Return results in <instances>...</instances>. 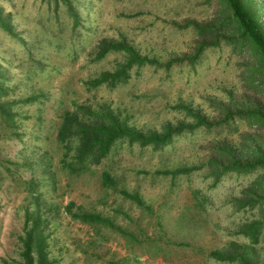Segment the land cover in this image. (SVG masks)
Masks as SVG:
<instances>
[{"label": "rangeland", "instance_id": "374dc122", "mask_svg": "<svg viewBox=\"0 0 264 264\" xmlns=\"http://www.w3.org/2000/svg\"><path fill=\"white\" fill-rule=\"evenodd\" d=\"M68 3L72 12L62 0H0L12 34L0 29V264H21L26 215L43 221L51 264H227L210 255L236 248L264 264V231L255 245L238 234L260 219L239 201L262 171L217 180L209 167L217 145L249 140L248 109L264 113L256 51L217 32L230 15L225 3ZM244 3L264 15V0ZM66 117L116 122L145 139L172 135L158 147L120 139L98 161L77 164V142L58 141ZM104 173L115 187L102 185Z\"/></svg>", "mask_w": 264, "mask_h": 264}, {"label": "trees", "instance_id": "16d2710c", "mask_svg": "<svg viewBox=\"0 0 264 264\" xmlns=\"http://www.w3.org/2000/svg\"><path fill=\"white\" fill-rule=\"evenodd\" d=\"M62 1L68 11L72 12L68 0ZM222 1L225 3L230 15L224 23L220 24L221 28H217V32L226 33L228 36H236V43L231 44L234 48L239 44L243 46V43H250L258 55L259 67H263L264 70V15L261 18H257L245 6L244 0ZM2 12L0 8V29L6 31L8 35H12L10 17L3 16ZM210 33L213 34L216 32L214 30ZM132 61L137 62L136 59ZM261 78L264 79V75ZM257 80L258 78L253 76V74L250 75L248 85H250L251 89H254ZM99 84L100 82L94 83V85ZM259 92L263 93L262 90H259ZM193 117L197 125L206 128L211 126L198 115H194ZM245 117L246 122L254 129V132L248 136L249 140L244 139L238 147L229 146L227 144L217 145L212 153L213 157L209 167L212 169L214 177L217 180L220 179L225 172L234 171L248 174L262 171V175H259L243 192L242 199L239 201L241 207H248L250 210H258L260 219L242 226L238 233L244 238L249 239L251 244L255 245L259 242L260 235L262 231H264V138L263 140L260 139L262 136L259 133V131H261L260 129L264 128V113H262L259 108L248 109ZM225 118H231V116H226ZM73 120L74 119L71 117L64 118L62 127L58 133V141L68 143L71 140L70 138H72L77 142L75 154V161H77V164H82L91 157H94V159L98 161L108 153L112 144L120 139L139 142L142 146L153 145L154 147H158L166 144L172 135L170 131H167L163 136H153L145 139L140 135L130 132L122 124L116 122H111L109 125L100 126L94 124L90 126L87 124H80L77 120H74L75 123H73ZM67 167H69V165ZM72 171L77 172L78 170ZM187 172L186 170H178L173 172L172 175ZM101 179L103 186L108 188L115 187L114 180L108 174L104 173ZM122 195L126 199L136 203L139 207H144L143 201L139 195L127 193L125 191L122 192ZM74 217L83 223L117 229L110 220L100 215L78 213L75 214ZM42 223L43 221L38 215H26L23 236L20 238L22 248L21 264H51L47 253V237L43 234V229L41 228ZM119 231L122 230L119 229ZM122 234L125 235L123 231ZM210 258L218 263L257 264L255 256L247 253V251L241 253L237 248L227 250L221 254L212 253Z\"/></svg>", "mask_w": 264, "mask_h": 264}]
</instances>
